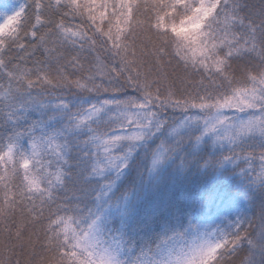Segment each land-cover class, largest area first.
<instances>
[{"label":"snow or ice","instance_id":"obj_1","mask_svg":"<svg viewBox=\"0 0 264 264\" xmlns=\"http://www.w3.org/2000/svg\"><path fill=\"white\" fill-rule=\"evenodd\" d=\"M0 264H264V0H0Z\"/></svg>","mask_w":264,"mask_h":264}]
</instances>
